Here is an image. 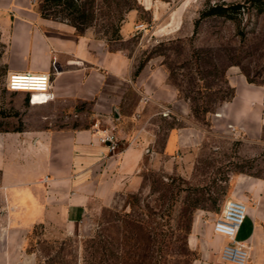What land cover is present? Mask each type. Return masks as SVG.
<instances>
[{"label": "rangeland", "instance_id": "rangeland-1", "mask_svg": "<svg viewBox=\"0 0 264 264\" xmlns=\"http://www.w3.org/2000/svg\"><path fill=\"white\" fill-rule=\"evenodd\" d=\"M223 1L249 8L236 20L214 16L196 25L207 4ZM254 1L153 0L148 10L140 0H95V26L87 32L111 48L136 50V66L146 56H160L181 99L200 108L191 113L197 140L186 151L167 155L166 133L177 121L155 117L158 136L139 172L140 184L120 209L98 203L76 233L44 224L13 230L0 197V264H225L220 257L225 239L214 233V220L227 200L244 196L240 176H264V127L257 138H248L214 120L233 94L231 77L264 89V12L250 6ZM34 2L39 11L40 0ZM133 13V36L123 41L121 28ZM112 24L121 39L103 35ZM10 73L7 41L0 35V132L91 127L87 103L79 106L85 113L75 116L47 105L49 97L40 101L38 94L10 91ZM203 107L213 112L205 114ZM60 110L65 117L53 120L51 114ZM250 227L246 217L237 239H247ZM254 253L251 264H264V248L263 261Z\"/></svg>", "mask_w": 264, "mask_h": 264}, {"label": "crops", "instance_id": "crops-1", "mask_svg": "<svg viewBox=\"0 0 264 264\" xmlns=\"http://www.w3.org/2000/svg\"><path fill=\"white\" fill-rule=\"evenodd\" d=\"M140 2L148 10L154 7L153 0ZM133 19L134 13L121 28L123 41L133 36ZM0 35L7 41L11 72L51 75L47 105L81 116L85 112L79 106L87 103L93 120L85 128L0 132V197L5 200L3 217L13 230L44 224L76 233L98 203L122 208L127 193L140 184L139 172L156 142L153 120L165 111L177 121L167 130L165 153L173 156L196 142L199 130L190 105L169 83L160 56L151 57L134 75L136 50L111 48L92 33L81 35L69 23L44 18L33 0H0ZM230 83L235 96L214 120L257 138L264 127V89L241 77H231ZM64 117L62 110L51 114L53 120ZM102 122L121 138L120 151L109 152L99 142L94 126ZM238 183L246 191L241 200L251 225L248 238L239 240L252 244L251 252L255 249L261 262L264 177L242 175Z\"/></svg>", "mask_w": 264, "mask_h": 264}, {"label": "built area", "instance_id": "built-area-1", "mask_svg": "<svg viewBox=\"0 0 264 264\" xmlns=\"http://www.w3.org/2000/svg\"><path fill=\"white\" fill-rule=\"evenodd\" d=\"M35 1V0H33ZM143 24H137V30L143 29ZM53 80L47 73L11 72L7 81L10 91L28 92L33 96L39 94V100H48L45 94L50 93ZM44 94V98H42ZM165 115L169 111L164 112ZM100 132L99 142L105 145L109 152L120 150V139L113 128H101L98 123L94 126ZM248 213L247 204L240 199L231 198L226 201L222 212L213 223L214 233L225 239L221 249V260L225 264H251V245L237 239V234Z\"/></svg>", "mask_w": 264, "mask_h": 264}, {"label": "trees", "instance_id": "trees-1", "mask_svg": "<svg viewBox=\"0 0 264 264\" xmlns=\"http://www.w3.org/2000/svg\"><path fill=\"white\" fill-rule=\"evenodd\" d=\"M247 5L242 2H220V3H209L200 12V16L196 21V25L202 19L208 17H224L231 20H236L237 17L244 13ZM256 8L259 12H264V0H256L250 5ZM39 13L44 18H50L61 22L69 23L74 26L77 32L81 35L87 33V31L95 26V0H40ZM106 29L103 35L107 37L109 41L121 39L119 35V27ZM99 38V36H96ZM103 38V37H100ZM152 57L146 56L144 59L139 61L137 64L134 75H137L144 66L145 62ZM164 66V64H163ZM166 69V68H165ZM177 88V87H176ZM178 93L179 89L177 88ZM180 96V95H179ZM235 96V88L233 87V94L224 103L229 102ZM191 113L199 112L200 108L197 106L192 107ZM203 113L213 112L207 107L202 108ZM259 177V176H256ZM264 177V176H262Z\"/></svg>", "mask_w": 264, "mask_h": 264}, {"label": "bare ground", "instance_id": "bare-ground-1", "mask_svg": "<svg viewBox=\"0 0 264 264\" xmlns=\"http://www.w3.org/2000/svg\"><path fill=\"white\" fill-rule=\"evenodd\" d=\"M251 247V246H250Z\"/></svg>", "mask_w": 264, "mask_h": 264}]
</instances>
